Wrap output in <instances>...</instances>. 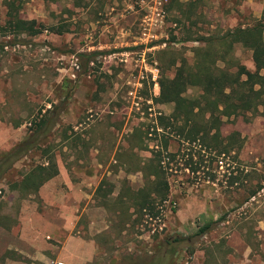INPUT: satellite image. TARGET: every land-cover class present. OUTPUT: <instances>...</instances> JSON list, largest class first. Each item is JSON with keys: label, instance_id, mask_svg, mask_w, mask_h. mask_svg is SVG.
I'll use <instances>...</instances> for the list:
<instances>
[{"label": "rangeland", "instance_id": "374dc122", "mask_svg": "<svg viewBox=\"0 0 264 264\" xmlns=\"http://www.w3.org/2000/svg\"><path fill=\"white\" fill-rule=\"evenodd\" d=\"M18 3L22 18L45 28L6 31L0 0V156L26 137H38V146L0 180V264H127L179 236L170 264H264V108L221 118L222 135L238 134L215 157L164 129L158 117L174 104L155 100L160 78L193 62L195 39L257 21L264 37V0ZM235 63L255 70L240 43L219 65L235 71ZM165 139L175 153H163L168 195L142 210L131 194ZM48 163L58 173L36 191L12 188L30 166Z\"/></svg>", "mask_w": 264, "mask_h": 264}, {"label": "trees", "instance_id": "16d2710c", "mask_svg": "<svg viewBox=\"0 0 264 264\" xmlns=\"http://www.w3.org/2000/svg\"><path fill=\"white\" fill-rule=\"evenodd\" d=\"M6 8L4 29L14 34L34 36L45 28L35 19L19 15L18 0H1ZM199 46L195 49L194 60L191 64L182 62L175 68L172 77L162 76L159 80L160 93L155 100L160 103H173L174 111L170 115L162 114L159 124L165 129L173 128L177 134L188 142H197L215 157L226 155L236 143L237 132L222 135L220 121L223 117L244 115L247 112H258L264 108V37L263 24L257 21L252 26L234 27L222 34L201 36ZM240 43L252 52L255 70L253 72L244 65L235 63L236 70L230 71L220 62L233 58L236 44ZM258 88H255L258 85ZM197 88L198 94L188 97V88ZM264 112V109H263ZM55 122V121H54ZM53 122V123H54ZM234 142V144H233ZM38 137H26L8 152L0 156V180L8 173L20 157L37 148ZM169 140H164L161 149L152 150V155L142 172L146 178L143 187L132 191V197L139 202L140 209L151 212L153 203L158 199L164 201L168 195V182L163 178L162 164L164 154L169 160L175 156L168 148ZM237 146H240L237 145ZM238 148V147H237ZM58 173L55 163L48 165H32L23 173L19 182H14L12 188L22 184V188L29 192L36 191L39 186ZM101 187H98L100 189ZM253 190L251 195H254ZM249 196V197H250ZM1 211V210H0ZM226 213L216 219L206 221L199 226L194 235L207 234L215 225L226 220ZM6 215L0 218L6 219ZM3 226L9 227L3 221ZM166 238L163 246L167 249L155 254L151 259L141 261L132 260L127 264H170L172 257L181 246L183 237ZM177 248V249H176ZM161 249V248H160ZM181 249V248H180Z\"/></svg>", "mask_w": 264, "mask_h": 264}, {"label": "built area", "instance_id": "2783aa9c", "mask_svg": "<svg viewBox=\"0 0 264 264\" xmlns=\"http://www.w3.org/2000/svg\"><path fill=\"white\" fill-rule=\"evenodd\" d=\"M154 77H155V75H154ZM53 264H65V263L62 262V261H57V262H55V263H53Z\"/></svg>", "mask_w": 264, "mask_h": 264}]
</instances>
